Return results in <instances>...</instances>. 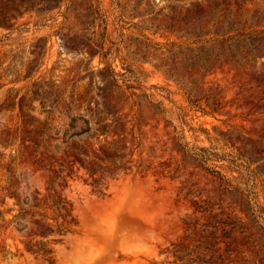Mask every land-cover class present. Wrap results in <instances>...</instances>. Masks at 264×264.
I'll return each instance as SVG.
<instances>
[{
	"label": "rangeland",
	"instance_id": "obj_1",
	"mask_svg": "<svg viewBox=\"0 0 264 264\" xmlns=\"http://www.w3.org/2000/svg\"><path fill=\"white\" fill-rule=\"evenodd\" d=\"M3 12L0 264H175L173 245L224 213L236 244L255 241L247 264L264 260L251 211L264 209V0H0ZM100 40L134 77L109 75ZM198 46L207 69L188 66ZM180 129L242 164H201Z\"/></svg>",
	"mask_w": 264,
	"mask_h": 264
},
{
	"label": "trees",
	"instance_id": "obj_2",
	"mask_svg": "<svg viewBox=\"0 0 264 264\" xmlns=\"http://www.w3.org/2000/svg\"><path fill=\"white\" fill-rule=\"evenodd\" d=\"M34 5V4H33ZM34 7V6H33ZM18 8H15V10L12 11H18ZM4 16L0 15V25H7V23L13 19L14 15L13 12L10 14H6L3 12ZM6 15V16H5ZM6 17V18H3ZM8 21V22H7ZM99 23V26L102 25V29L105 31V16L104 14H101L99 12H95V15L91 18L89 21V25L93 24L95 22ZM11 22V21H10ZM102 33H99V36H101ZM249 34L244 35L245 37ZM234 37V36H233ZM233 37H227L220 39V46H218V49L222 51V48L225 46L228 50H231V43H229V40H232ZM198 43V40L195 41ZM103 41L100 40L99 44H97V47L99 49L100 55L102 59L105 61L107 68L109 70V75L112 78H115L117 76L124 77V79H129L131 77H134L130 74H123L120 72H115L113 68L110 67V61H109V55H110V48H107L106 50H103ZM83 47H86L85 44H82ZM175 44H172L171 46L165 47L160 46L161 49H166L168 51L173 52L174 51ZM236 47H239V42H236ZM202 48L201 46L196 47L193 49L192 47L189 48V51H193V59L188 63L189 67H192L195 63L199 65V70L207 69L208 66V60H206V57L202 54ZM255 47H252V54L255 55ZM208 53L213 55V58L215 60L219 59V54L216 52H213L212 49L208 50ZM221 53V52H219ZM232 55V54H231ZM128 71V70H127ZM130 72V71H129ZM24 97L21 98L20 101L23 100ZM188 102L190 104H193L196 107H199L197 104V101L195 99H192L188 95ZM203 111V110H201ZM20 116H21V123L24 126L30 125V122L27 121V114L22 112V108L20 106ZM73 119L70 123V125H73ZM176 127V126H175ZM34 131L36 135L39 134V130L32 129V128H24V132H30ZM179 139L181 140V145L185 151L186 154L194 156L201 164H208L210 160H226L231 165H238L242 164L240 162L239 155H233L226 152H218L214 151L210 147L205 146H188L187 142L184 141V135L182 130H179ZM36 135L34 138V142L36 143ZM7 142V140H6ZM210 171L214 174H219L218 170H215L208 166ZM251 211L254 214V217L256 218V222L259 225V230H261L262 235L264 236V209L254 204L251 207ZM196 222L194 221L193 224ZM236 223L235 216H233L230 213H224L221 218H217L214 214L211 215V221L209 220L206 224V227H208V231L206 232L205 229H201V234L198 238L192 235L185 234L186 238L190 239V242L184 243L183 241H180L176 244H174V250L173 254L175 255V264H247L249 259L255 258L257 252L255 250V241L250 237V234H245L242 237V240L237 243L239 248H234L233 245L236 244L235 240L233 238H230L231 230L234 229ZM225 226H228V229H225ZM220 229L222 231L220 238L216 235L217 230ZM192 241H196V244H191ZM224 244L222 247V250L224 251L223 254H217L216 256L210 255L206 257L204 254L201 255L198 253L199 248H202V252L205 250H211L215 248V251H219L221 249V246L217 245L218 243ZM236 244V245H237ZM190 246H192L190 248ZM190 248V249H189ZM197 248V249H196ZM163 253L166 252V250L162 251ZM263 257H259V264H264V260H262Z\"/></svg>",
	"mask_w": 264,
	"mask_h": 264
}]
</instances>
